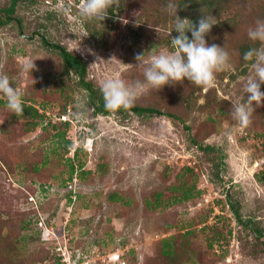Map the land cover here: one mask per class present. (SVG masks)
Masks as SVG:
<instances>
[{
    "label": "rangeland",
    "instance_id": "rangeland-1",
    "mask_svg": "<svg viewBox=\"0 0 264 264\" xmlns=\"http://www.w3.org/2000/svg\"><path fill=\"white\" fill-rule=\"evenodd\" d=\"M146 1H121L114 15L93 22L102 36L85 25L74 9L75 0H20L16 14L23 25L0 27V74L8 75L27 103L45 114L42 123L28 127L31 118L13 119L0 96V222L10 213L15 222L32 221L9 252L1 242L0 264H158L163 240L178 231L165 232L164 219L189 228L188 264H264V237L255 238L238 224L228 198L232 195L244 219H255L264 230V135L258 133L264 129L259 121L262 116L264 120V104L253 107L247 126L230 114L231 100L246 99L242 88L254 75L251 62L231 44L244 36L251 41L248 30L255 25L243 10L220 30L221 36H213L212 42L206 39L229 53V66L216 73L213 86L185 80L149 88L135 100L134 104L177 112L192 130L166 115L96 114L87 91L78 85L68 88L73 100L67 112L60 113L62 101L50 83L62 62L43 45L42 36L80 54L97 85L113 76L133 85L144 79L137 54L148 58L172 50L167 41L174 23L168 27L154 20L152 2ZM9 2L0 0V7ZM84 32L89 35L83 37ZM29 62L35 65L32 72L23 67ZM35 85L39 90L45 87V94L29 97ZM66 121L70 125L65 138L73 142L68 150L59 136ZM193 135L218 151L205 152L192 142ZM220 154L225 158L218 179L211 159ZM71 162L76 167L73 179ZM179 177L200 194L156 205L155 192ZM113 192L117 199L111 201ZM36 207H42L39 216L34 214Z\"/></svg>",
    "mask_w": 264,
    "mask_h": 264
},
{
    "label": "trees",
    "instance_id": "trees-1",
    "mask_svg": "<svg viewBox=\"0 0 264 264\" xmlns=\"http://www.w3.org/2000/svg\"><path fill=\"white\" fill-rule=\"evenodd\" d=\"M80 1L81 0H75V2L73 3L74 9L78 8ZM121 1L125 2L126 0H120V3ZM140 1L142 0H134V5L136 3L139 4ZM19 2L20 0H10L8 5L0 7V27H6L11 23H15L16 25H18L19 28L23 25L22 18L20 16H17L16 14ZM148 2H152L150 3V5L152 6L153 16L154 18H157L154 20H157L158 22H163V24L166 26H168L170 23H175V15L170 14L169 4H171L174 8L178 9V15L181 18H188L192 20L193 23H198L199 19L202 18L204 15L212 17L216 21V24L213 25L211 32L206 35V39L210 42L213 41V36H221L223 32H221L220 30H222V28L226 29L228 27V23L231 21L232 18H239L241 16L242 10L247 13V20L250 23H254V25L256 24L257 20H264V0H147L145 3ZM145 3L143 4L142 2V6L146 7L150 12H152L149 9L148 4ZM117 8H120V6H114L113 9H109V16L114 15ZM249 17H251L252 19ZM82 19L84 20L85 25L91 31H93L95 35H103L102 30H97L96 27L92 25L93 22L97 23L98 21L93 20L91 22L85 20L84 18ZM229 33L231 34L232 32ZM233 34L236 35L237 33L234 32ZM140 35L141 31L137 30L135 32V38L138 39ZM177 35L178 33L175 30L171 34L172 37H175ZM188 35L191 38L190 32L188 33ZM245 37L246 36H244V38L238 44H236L237 42L231 43L233 44L232 46H239V50H241L242 55H244V53L249 48L256 47V45L252 41L246 42ZM229 39L230 38H226V40ZM167 42L171 44V39H169ZM42 43L50 51L55 53L61 59L62 62L60 70L54 72L55 74L50 83L53 84L51 85V87H54L55 93L58 95V99H61L62 101V110L60 113L65 114L67 112L68 102H71L73 100V96L71 92H68V88L72 89L73 86L76 85L87 91L88 100L93 106L94 112L96 114L109 115L113 112L107 111L104 108V100L101 92L99 91V85H97L93 81V79L89 77V64L80 54L74 53L61 43L50 42V40L45 35L42 36ZM71 80H73L74 83L71 82ZM45 90V87L39 90L38 87L35 85L28 95L29 97L40 94L44 95ZM26 98H23V113L20 116L14 115L13 119L18 120L22 117H30L31 120H27L26 125H28V127H35L38 124L42 123L43 120H45V114L41 113L39 111V108H37L36 106L28 104ZM115 112L124 116H127V114H129L130 112H134L139 115L147 114L149 116L166 115L173 120H179L180 122H182L187 131L192 130V127L185 123V118H183L177 112L163 111L160 108L154 106H143L140 104H134L133 107L127 110L122 108ZM259 121L262 125H264L263 116ZM63 124L65 126V129L63 130V132L59 133V136H61L63 139L62 141H64L65 150H68V148L73 144L71 139L65 138L66 130L69 127L70 122L66 121ZM28 127H26V129H29ZM3 131L5 133L9 132L7 128H3ZM258 133L264 135V129H262V131ZM206 134H209V132H207ZM198 137L199 136L197 135H193L191 137V140L199 148H201L205 152L210 153L218 151V148H216L214 145L207 144L204 146L199 141ZM224 158V154H220L218 156H214L211 159L216 168V172L214 174L218 179L222 177L221 169L224 166ZM6 163L8 164L9 162L6 161ZM79 165L80 168H83V163H80ZM70 166V179H73L76 167L75 164H73L72 162L70 163ZM189 171L193 172L194 170L192 168H189ZM195 190V185L189 186L188 184H186L184 178L179 177V179L176 178L171 183L161 186L159 190L155 192L153 201L156 205L160 206L162 202L172 204L173 201L179 202L194 199L195 197H197V195L200 194V190L197 192H195ZM115 198L117 199L116 193H111L110 200L113 201ZM228 198L233 216L235 217L238 224H241L244 229L250 230L254 234L255 238L264 237V230L258 225V222L253 218L244 219L241 215L240 208L234 203L233 199H231L232 195H229ZM36 208L37 209L34 210V214H38L39 216V213H41L42 211L40 210L42 209V207ZM10 214V218H8L7 220H2L0 222V234L2 228L4 229V227H6V230L4 229L5 235L0 236V245L2 242L4 252H9V250L13 246L17 245L21 241V239L23 238V230L30 229L32 227L31 219H21L20 221L15 222L13 221V214ZM38 216L36 223H38L39 221ZM207 217L208 215L202 218L200 222L206 221ZM162 222V229L165 232H169L173 228L178 229V231L177 233L172 234L170 238H166L165 240H163L164 244L163 247L160 248L161 258L158 264H188L192 259L190 252L192 243L189 241V228L184 230L183 226H177L175 222L168 221L166 219H164ZM262 243L264 245V240H262ZM48 253H50V251H48ZM57 254L59 253L56 252V255ZM58 258L61 261V256H58Z\"/></svg>",
    "mask_w": 264,
    "mask_h": 264
},
{
    "label": "clouds",
    "instance_id": "clouds-1",
    "mask_svg": "<svg viewBox=\"0 0 264 264\" xmlns=\"http://www.w3.org/2000/svg\"><path fill=\"white\" fill-rule=\"evenodd\" d=\"M119 5L120 0H82L78 13L87 21L103 22L109 16V9ZM169 12L175 15L174 27L169 35L173 30L178 33L175 37L171 36L172 50L153 54L148 58H145V53L137 54L136 65L143 68V81L137 80L135 84L129 85L114 76L101 81L99 91L107 111L114 112L122 108L127 110L134 106L138 95L147 89H162L174 82L187 80L197 86L211 87L215 83L216 73L229 66V53L225 48L210 45L206 40V35L216 24L212 17L204 15L198 23H193L188 18H181L178 9L171 4ZM82 35L84 37L89 34L84 32ZM248 38L259 42L260 47L249 48L243 55L246 62H251L254 73L242 88L246 99L231 100L230 114L241 126L250 123L254 106L264 104V20H257L255 27L248 30ZM23 67L32 72L35 65L29 62ZM23 95L19 87L13 86L8 75L0 74V96L5 99L7 109L16 116L24 111Z\"/></svg>",
    "mask_w": 264,
    "mask_h": 264
},
{
    "label": "built area",
    "instance_id": "built-area-1",
    "mask_svg": "<svg viewBox=\"0 0 264 264\" xmlns=\"http://www.w3.org/2000/svg\"><path fill=\"white\" fill-rule=\"evenodd\" d=\"M83 264H85V262Z\"/></svg>",
    "mask_w": 264,
    "mask_h": 264
}]
</instances>
